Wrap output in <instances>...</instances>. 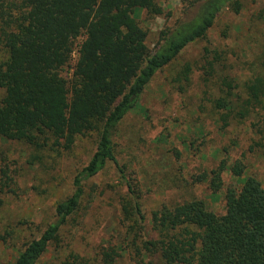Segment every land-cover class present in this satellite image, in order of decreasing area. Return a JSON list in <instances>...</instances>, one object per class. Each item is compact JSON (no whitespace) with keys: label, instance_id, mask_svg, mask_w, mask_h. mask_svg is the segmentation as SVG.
Masks as SVG:
<instances>
[{"label":"trees","instance_id":"trees-1","mask_svg":"<svg viewBox=\"0 0 264 264\" xmlns=\"http://www.w3.org/2000/svg\"><path fill=\"white\" fill-rule=\"evenodd\" d=\"M0 4V138L33 147L48 145L69 150L75 139L96 134L93 152L72 179V192L55 206L54 220L30 240L13 264H38L62 226L74 214L83 195V182L107 162L117 164L113 137L125 115L135 109L153 75L187 45L203 38L218 13L236 0H194L195 12L160 32L153 50L136 12L161 15L157 0H16ZM5 6H4V5ZM191 16V17H188ZM77 45L72 78L59 75ZM223 96L215 107L230 117H247L264 107V65L242 88L223 80ZM223 166L209 177L213 193L221 188ZM121 178L127 194L120 203L119 222L135 246L136 235L145 250L160 252L164 264H264V187L252 175L240 187H228L225 210L216 215L202 200L192 199L152 213L155 240L145 239V215L133 185ZM242 165L231 167L243 175ZM128 239V238H127ZM123 246L109 247L97 259L69 257L57 264H117Z\"/></svg>","mask_w":264,"mask_h":264},{"label":"rangeland","instance_id":"rangeland-1","mask_svg":"<svg viewBox=\"0 0 264 264\" xmlns=\"http://www.w3.org/2000/svg\"><path fill=\"white\" fill-rule=\"evenodd\" d=\"M193 1L157 0L163 10L157 16L136 12L147 32L149 50L163 29L192 16ZM236 2L238 6H226L218 13L203 38L187 45L153 75L137 107L117 126L113 137L117 164L107 162L83 182L77 211L38 264L77 256L93 260L105 249L119 246L124 250L117 264H164L160 252L145 250L136 235L137 256L131 236L119 222L120 203L127 194L119 169L139 196L144 238L151 240L158 239L151 229L152 213L162 207L198 199L221 215L228 187H240L249 175L264 187V107L242 119L232 116L226 126L221 121L223 110L215 107L225 90L223 80L235 84L240 95L245 81L264 65V0ZM80 40L73 41L71 59L59 70L66 81L72 78ZM95 141L96 134L90 133L64 150L51 142L33 147L0 138V264H13L25 245L54 220L56 204L71 194L72 179L87 163ZM235 163L244 168L240 177L231 173ZM220 166L219 191L213 193L208 180L194 181L195 175L210 177Z\"/></svg>","mask_w":264,"mask_h":264}]
</instances>
